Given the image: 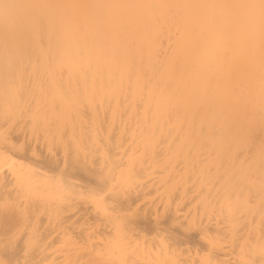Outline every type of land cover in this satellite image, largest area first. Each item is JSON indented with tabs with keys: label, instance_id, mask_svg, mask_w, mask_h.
Listing matches in <instances>:
<instances>
[{
	"label": "bare ground",
	"instance_id": "1",
	"mask_svg": "<svg viewBox=\"0 0 264 264\" xmlns=\"http://www.w3.org/2000/svg\"><path fill=\"white\" fill-rule=\"evenodd\" d=\"M0 264H264V0H0Z\"/></svg>",
	"mask_w": 264,
	"mask_h": 264
}]
</instances>
